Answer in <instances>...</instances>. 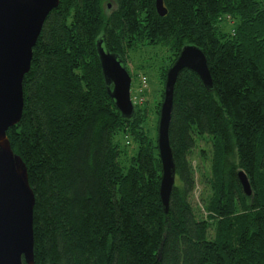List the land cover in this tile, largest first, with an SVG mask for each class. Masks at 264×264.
I'll use <instances>...</instances> for the list:
<instances>
[{
	"label": "trees",
	"instance_id": "trees-1",
	"mask_svg": "<svg viewBox=\"0 0 264 264\" xmlns=\"http://www.w3.org/2000/svg\"><path fill=\"white\" fill-rule=\"evenodd\" d=\"M163 4L161 16L155 0H59L44 20L22 79L21 119L6 131L34 194V264H264V0ZM98 41L124 64L140 46L169 51L158 70V117L181 48L194 44L206 56L212 89L188 68L174 84L167 214L150 106L134 104V119L121 115ZM201 138L210 144L209 168L200 167L204 214L190 201L199 169L190 155Z\"/></svg>",
	"mask_w": 264,
	"mask_h": 264
},
{
	"label": "water",
	"instance_id": "water-1",
	"mask_svg": "<svg viewBox=\"0 0 264 264\" xmlns=\"http://www.w3.org/2000/svg\"><path fill=\"white\" fill-rule=\"evenodd\" d=\"M59 0H0V264H34L32 214L34 194L26 166L13 152L6 131L21 119L22 79L30 68L32 48L48 13ZM159 15L166 14L163 0H155ZM97 53L106 89L116 108L128 119L136 117L130 96L131 76L123 60L97 42ZM183 68L194 71L207 89L213 88L203 50L186 44L166 72L163 100L157 123V148L161 163L159 198L165 214L175 183V162L169 141L173 90ZM238 179L250 196V183L244 171ZM214 264V263H206Z\"/></svg>",
	"mask_w": 264,
	"mask_h": 264
},
{
	"label": "rangeland",
	"instance_id": "rangeland-1",
	"mask_svg": "<svg viewBox=\"0 0 264 264\" xmlns=\"http://www.w3.org/2000/svg\"><path fill=\"white\" fill-rule=\"evenodd\" d=\"M113 5L108 6V9H112ZM169 54V51L161 46L150 47V46H140L137 49L129 52L128 61L125 63L126 68L131 73V85H130V95L136 94V97L140 104L145 100L148 101L150 106V114L147 119V131L153 137H157V122L158 116L155 113V101L158 100V94L160 93L161 84L158 77L159 66L163 63V58ZM141 67V68H139ZM146 78L147 87L141 93H137L136 89L140 83V77ZM145 92V93H144ZM145 96V97H143ZM121 143L126 144L125 138H122ZM132 143L126 144L129 148L128 152H131ZM210 144L204 138L198 139L195 145L192 147V153L190 155L191 162L195 167L199 166L198 172L196 173V185L194 192L191 196L192 205L199 210V213H206L203 210V199L201 197L208 195L209 189L202 181L200 182L202 170L200 167L207 171L209 168V157H210ZM204 151L205 155L203 154ZM130 150V151H129Z\"/></svg>",
	"mask_w": 264,
	"mask_h": 264
},
{
	"label": "built area",
	"instance_id": "built-area-1",
	"mask_svg": "<svg viewBox=\"0 0 264 264\" xmlns=\"http://www.w3.org/2000/svg\"><path fill=\"white\" fill-rule=\"evenodd\" d=\"M147 87V84H146V78L144 77V75L143 76H141L140 77V83H139V85H138V89H136V92L139 94V93H141V92H143V90L145 89ZM132 96H133V98H132ZM131 96V100H132V102L134 103V104H136V103H141V102H139L138 101V99H137V97H136V94L134 95H132Z\"/></svg>",
	"mask_w": 264,
	"mask_h": 264
}]
</instances>
